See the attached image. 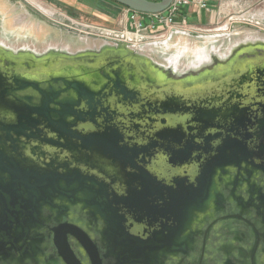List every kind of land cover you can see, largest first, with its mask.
Masks as SVG:
<instances>
[{
	"label": "flooded vegetation",
	"instance_id": "af4514ba",
	"mask_svg": "<svg viewBox=\"0 0 264 264\" xmlns=\"http://www.w3.org/2000/svg\"><path fill=\"white\" fill-rule=\"evenodd\" d=\"M53 15L39 20L56 35L36 44L28 38L22 47L0 45V68L33 75L42 89L61 90L55 78L64 63L81 64L79 80L93 95L78 106L89 105L93 114L75 120L69 135L38 117L31 131L0 136L19 138L10 166L27 168L23 158L32 159L52 192L38 202L24 232L11 216L13 190L7 189V198L0 186V264H264V79L235 67L244 61L264 65V49L212 55L196 72L199 78L190 75L188 87L141 57L146 66L134 65L136 73L129 75L138 83L102 87L88 67L97 53H62V32L74 39L75 33ZM129 59L115 62L132 65ZM24 94L37 97L30 87ZM65 94L61 90L54 101ZM172 96L179 103L163 107ZM0 112L6 114L0 121H15L6 109ZM66 168L75 171L69 204L55 187L63 184L59 176ZM32 243L34 251H27ZM127 249L142 251L144 259L126 257Z\"/></svg>",
	"mask_w": 264,
	"mask_h": 264
},
{
	"label": "water",
	"instance_id": "95a60500",
	"mask_svg": "<svg viewBox=\"0 0 264 264\" xmlns=\"http://www.w3.org/2000/svg\"><path fill=\"white\" fill-rule=\"evenodd\" d=\"M113 1L125 8L140 13L162 12L171 2V0ZM47 19L50 20L49 18ZM256 25L257 23L252 24L248 21L234 18L231 20L230 25L225 28L209 32L174 29L170 31L165 39L139 45L85 33L83 36L80 34L77 36L78 42L76 41V43L81 44L80 46L78 45L75 47L74 38L72 39L73 42L63 40V47L67 49L63 48L60 51L72 56L84 54L86 52L97 53V55H95V65L88 67L95 71L94 76H98V79L94 80V84H101L102 87L108 84H111L113 87L119 84L126 85L127 83H138L137 78H129L131 73H136L132 67L137 65L146 66L145 62L147 60L153 62L163 72L168 73V75L166 74L167 79H172L174 82L180 83L181 86L188 87L190 83H193L188 80L190 75L193 78H199L201 74H196V72L201 66L206 65L209 59H214L212 55L230 58L244 49L254 47L264 49V30L258 28ZM237 27L248 28L251 29L252 32L240 35ZM64 28L73 33L76 32V30L71 27L64 26ZM0 45L6 47H19L24 45V43L6 44L0 41ZM119 57H129L131 58L129 60H132L134 63L131 65L125 60L115 62ZM141 57L147 60L144 61ZM208 62H211V60ZM218 62L223 61L218 60ZM235 67L240 70L239 72H241L244 67H248L249 73L256 70L257 74L264 79V65L258 66L244 61L235 65ZM81 68V64L64 63L63 72L59 76H56L55 80L58 79L61 81L62 86H64L61 90L66 94L63 99H58L57 101H54V99L58 98V95L61 93V90H59L60 88L55 90L51 85H48L47 88L42 89L39 87L41 81L37 80L33 75L28 76L24 73L20 74L0 68V109H6L16 118L14 122L6 123L0 121L2 125L0 127V136H4L11 131L20 133L26 130L31 131L36 125L40 124L35 123V118L38 117H44V121L50 130L65 135L73 134L74 130H72V128L77 123L75 120L82 118V115L93 114L92 111H90L89 105L85 108H80L78 106L81 99H83V101L86 98L91 99L93 95V91L88 87L89 85L79 80L80 75H85V73L81 74ZM116 69L120 70L115 72ZM42 82L49 83V81L46 80ZM197 82H200V80ZM28 87L34 89L37 97H35L34 94H24V91ZM33 98H37L39 103L33 102ZM50 102H54L57 107L54 106V108H51L49 106ZM174 103H179L178 97L172 96L163 101L162 106L171 107ZM5 115L4 112H0V116ZM52 117H58L59 122H48V119ZM21 118L30 119L32 121H22ZM61 119L62 121H60ZM51 123L57 124L58 128H53ZM7 140H10L9 145L5 144ZM18 142L19 138L14 137V135L12 137H0V186H4V189L1 190V194L7 198V189L10 187L13 190L16 207L11 210V212L15 213L11 216L18 222V226L24 227V232H26V226H28L27 222L29 219H34L36 215L34 213L38 211V202L44 199L45 195L47 196V200H49V195H51L52 192L47 188L50 186L45 181L47 178L42 174L43 171L35 165L32 159L28 157L23 158V161L31 167L28 166L25 168L24 165L16 167L10 166L9 157L12 149L18 146ZM26 145L27 144H24V146ZM187 155H189L188 151H186V156ZM224 163L226 164V162ZM5 173L7 174V178H5ZM59 178L61 183H63L58 187L55 186L57 188L56 191L61 197L59 200L67 204L73 203L75 195V183L73 182V179H75V171L66 168L63 175H60ZM4 179L9 180L7 184L3 182ZM24 204L26 208H23ZM101 207L104 208L103 206ZM18 212H25V214H17ZM32 225L33 223L31 222L30 226L32 227ZM33 247V243L32 247L26 245V250L28 251L32 248V251H34ZM162 249H165L162 250V252L170 253L169 251H171L167 248ZM125 251L126 253L124 255L126 257L134 259L137 257L144 259L145 257V253L143 254L142 251H137L136 249H127ZM149 252L153 253V251ZM154 255L157 257L156 254Z\"/></svg>",
	"mask_w": 264,
	"mask_h": 264
},
{
	"label": "rangeland",
	"instance_id": "374dc122",
	"mask_svg": "<svg viewBox=\"0 0 264 264\" xmlns=\"http://www.w3.org/2000/svg\"><path fill=\"white\" fill-rule=\"evenodd\" d=\"M42 2L41 0H39ZM111 1V0H109ZM112 2V1H111ZM45 6H48L49 8L53 7L58 10V8L53 4H48L46 2H42ZM115 3V2H114ZM79 3L75 2V13L76 18L75 20H91L94 19L95 23L98 24H104V25H111L115 26L117 25V19L116 18H109L108 16H104V14L99 13L95 11V15L88 12L89 9L85 8L82 9V5H78ZM117 4V3H116ZM51 6V7H50ZM52 8V9H53ZM80 8V9H79ZM264 5H261L257 9L252 8L250 11H243L240 13L237 12V10H234V15L236 18L242 17V19H247L253 23H257L261 29L264 30V17H252L254 15L252 14H259V9H263ZM256 11V12H254ZM61 12V11H59ZM251 13L250 16L249 13ZM248 13V14H246ZM243 14V15H242ZM246 14V15H245ZM53 15V14H52ZM51 17V15H49ZM48 14H44L42 11H40L36 6H33L28 1L20 0V1H12V0H0V41L10 44V43H18L20 44L23 41L29 40L28 38L33 39L32 41L36 44L42 41H46L48 36H55V32L52 31V29L45 24H42L40 22V18L48 20L49 17ZM95 16V17H94ZM245 16V17H243ZM257 16V15H256ZM56 20L60 21L66 26L75 28V47L80 46L81 44H77V36L80 34L83 36L85 34V29L81 28L78 25H74L68 17H64L62 15L55 14L52 16ZM222 17V18H221ZM73 19V17H71ZM228 17H223L222 15L218 14L217 20L219 21V24L215 23V26H221L224 23L228 22ZM241 20V18H239ZM216 20V21H217ZM246 21V20H245ZM221 23V24H220ZM238 28V27H237ZM240 35L251 33L252 30L244 27L238 28ZM71 34H68V32L64 31L62 32V37L64 41H72ZM93 36H98V34L92 33ZM36 38V39H34ZM5 39V40H4ZM36 41V42H35ZM39 41V42H38ZM73 42V41H72ZM44 43V42H43Z\"/></svg>",
	"mask_w": 264,
	"mask_h": 264
},
{
	"label": "crops",
	"instance_id": "0c3cea01",
	"mask_svg": "<svg viewBox=\"0 0 264 264\" xmlns=\"http://www.w3.org/2000/svg\"><path fill=\"white\" fill-rule=\"evenodd\" d=\"M42 2H46L48 4H53L58 8V12L55 8V12L62 16H71L68 19L74 23V25L80 26L82 24H91L95 26H101L110 29H118L125 24V7L120 6L114 2L109 0H41ZM208 6V10L200 8L197 3L192 2L189 6L183 9V14L186 16L188 21L194 26L195 30L201 32H209L221 28L228 27L231 23V20L236 18L234 15V10L240 13L243 11H250L255 7L257 9L261 5H264V0H204ZM75 2L79 3L78 5H82V9H89L88 12L95 15V11L104 14V16H108L109 18H116L117 25H104L95 23L94 19L91 20H75ZM80 9V8H79ZM222 15L223 17H228V22L224 23L221 26L216 27V24H219L217 17ZM248 14V13H246ZM245 14V15H246ZM95 17V16H94ZM245 17V16H243ZM222 18V17H221ZM238 18V17H237ZM241 20H245L242 19ZM238 18V19H239ZM217 20V21H216ZM221 24V23H220Z\"/></svg>",
	"mask_w": 264,
	"mask_h": 264
},
{
	"label": "built area",
	"instance_id": "2783aa9c",
	"mask_svg": "<svg viewBox=\"0 0 264 264\" xmlns=\"http://www.w3.org/2000/svg\"><path fill=\"white\" fill-rule=\"evenodd\" d=\"M192 2L208 10L204 0H171L169 6L158 13H140L125 8V24L118 29H110L91 24H82L85 33L120 40L134 45L165 39L174 29L198 31L183 14V9Z\"/></svg>",
	"mask_w": 264,
	"mask_h": 264
},
{
	"label": "bare ground",
	"instance_id": "6f19581e",
	"mask_svg": "<svg viewBox=\"0 0 264 264\" xmlns=\"http://www.w3.org/2000/svg\"><path fill=\"white\" fill-rule=\"evenodd\" d=\"M28 1L30 4H32L33 6H36L40 11H42L44 14H48L49 15H52L53 14V11L48 7V6H45L42 2H40L39 0H26ZM256 12V11H254ZM259 14H252L250 15L251 13H249L250 16L252 17H264V8L263 9H259ZM243 15V14H242ZM257 15V16H256ZM5 40V39H4Z\"/></svg>",
	"mask_w": 264,
	"mask_h": 264
},
{
	"label": "trees",
	"instance_id": "16d2710c",
	"mask_svg": "<svg viewBox=\"0 0 264 264\" xmlns=\"http://www.w3.org/2000/svg\"><path fill=\"white\" fill-rule=\"evenodd\" d=\"M112 2H115V1H113V0H111ZM116 3V2H115ZM118 4V3H117ZM120 5V4H119ZM120 6H122V5H120ZM124 7V6H123Z\"/></svg>",
	"mask_w": 264,
	"mask_h": 264
}]
</instances>
